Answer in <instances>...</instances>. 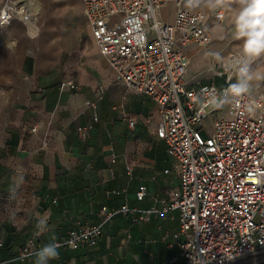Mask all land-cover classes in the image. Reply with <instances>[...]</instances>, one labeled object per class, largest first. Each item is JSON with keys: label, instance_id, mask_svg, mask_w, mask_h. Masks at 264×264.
<instances>
[{"label": "built area", "instance_id": "2783aa9c", "mask_svg": "<svg viewBox=\"0 0 264 264\" xmlns=\"http://www.w3.org/2000/svg\"><path fill=\"white\" fill-rule=\"evenodd\" d=\"M29 0H6L0 11V30L13 21L26 23ZM99 55L115 75V82L128 92L148 96L156 106L157 137L167 146L178 185L163 196L151 194L147 186L136 192L147 209L123 206L112 210L100 225L74 228L61 247L95 246L103 236L104 224L119 214L148 222L153 217H177L180 230L175 235L183 264H240L249 258L264 263V91L216 107L222 99L230 73L224 62L213 70L219 83L192 85L187 79L190 60L178 44H197L207 49L213 43L211 25L203 11L185 7V0H79ZM174 3L171 23L162 10ZM222 22L225 13L215 14ZM234 82V81H233ZM75 86L74 83L62 84ZM105 84L96 87V98L88 103L93 122L83 128L88 139L100 121L98 104L105 99ZM254 101V114L246 106ZM214 118L213 133L204 122ZM135 121L130 126L135 127ZM114 160L117 155L112 149ZM133 178L135 164L127 163ZM107 192L108 198L119 195ZM127 191L124 192L126 197ZM33 243L18 257L25 261L37 251Z\"/></svg>", "mask_w": 264, "mask_h": 264}, {"label": "crops", "instance_id": "0c3cea01", "mask_svg": "<svg viewBox=\"0 0 264 264\" xmlns=\"http://www.w3.org/2000/svg\"><path fill=\"white\" fill-rule=\"evenodd\" d=\"M5 1L0 0V11ZM77 1L85 17L82 4ZM175 11L174 3L169 4L162 10V18L173 22ZM205 14L214 42V35L221 30L220 22L215 15L211 18ZM0 33L3 46L15 50L17 42ZM178 45L190 60L187 79L192 85L219 83L206 82L205 77L198 78L199 74L195 76L190 70L194 56H203L205 49L197 44ZM206 58L214 71L216 58L211 55ZM201 60L200 56L197 67L201 66ZM107 68L112 71L108 65ZM86 72L87 75H79L76 86L64 88L62 84L75 81L69 78L58 82L56 71L41 75L44 86L39 109L48 119L45 128L48 126L50 139L36 136L38 148L31 151L30 160L25 151L6 157L0 153V170L6 176L0 182V195L5 197L0 203V264H34L35 256L25 261L18 259L28 244L33 243L39 250L45 244L64 240L74 228L100 225L112 210L123 206L126 198L132 207L149 208L150 197L141 203L136 200L141 186H147L151 194L163 196L166 190L178 185L174 174L165 173L171 162L165 142L157 137L155 103L148 96L128 92L124 85L115 83L113 72L107 76L100 74L99 69L97 74ZM99 84L107 88L105 99L98 104L100 121L94 124L91 136L84 139L83 128L93 122V110L87 105L95 100ZM131 120L136 123L134 128L130 126ZM112 149L117 155L115 160ZM24 160L30 161L32 169L17 171L14 193L12 169L15 165L18 169L25 168ZM128 162L135 164L133 178L127 173ZM27 174L29 181L25 178ZM109 191L120 194L108 198ZM40 219L47 220V231L38 233L36 224ZM179 230L177 217L135 222L134 217L119 214L104 224L97 245L60 247L59 257L49 264H183L179 239L175 237ZM240 264L264 263L249 258Z\"/></svg>", "mask_w": 264, "mask_h": 264}, {"label": "rangeland", "instance_id": "374dc122", "mask_svg": "<svg viewBox=\"0 0 264 264\" xmlns=\"http://www.w3.org/2000/svg\"><path fill=\"white\" fill-rule=\"evenodd\" d=\"M38 1L42 8L34 31H30L21 21H15L8 29L0 30L9 41L17 42V47L12 50L3 46L0 41V153L3 157L16 156L25 151L30 160L31 151L38 148L36 136H41L42 140L50 139L46 129L48 126L45 128L48 119L39 109L43 102L41 93L44 86L41 83V75L56 71L58 82L72 78L76 86L79 75H87L88 70L97 74L99 69L103 76L112 74L106 62L98 55L77 0ZM185 7L208 13L211 18L220 11L225 13V19L219 24L221 30L214 35L215 40L210 49L203 50V56L199 54L202 57L201 66L197 67V61L200 59L198 55L199 57L194 56V63L192 62L190 67L195 76L199 74L198 78L205 77L206 82L217 81L206 53L219 52L224 58L216 59L217 69L219 64L228 63L232 57L239 54L242 41L235 38L234 29V18L239 7L237 0H224V4L215 9L209 8L203 2L198 7H192L188 0H185ZM30 32L36 33L35 37L30 36ZM65 42L69 46H66ZM193 53L194 51L190 55ZM253 67L264 69V55L255 59ZM256 89L264 91V84L253 90ZM229 106L230 101L225 113L228 112ZM213 122V117L204 122L210 134L213 133ZM41 145L45 147L43 141ZM29 160H24L25 168L18 169L15 165L12 169L10 179L13 181L14 193L17 171L32 169ZM25 178L27 181L30 179L28 174ZM5 180L6 176L0 170V182ZM25 195L28 196L29 193ZM4 198L0 195V203Z\"/></svg>", "mask_w": 264, "mask_h": 264}, {"label": "clouds", "instance_id": "9594fccd", "mask_svg": "<svg viewBox=\"0 0 264 264\" xmlns=\"http://www.w3.org/2000/svg\"><path fill=\"white\" fill-rule=\"evenodd\" d=\"M202 2L212 9L224 4V0H188L192 7H198ZM237 3L239 7L234 18V29L235 38L242 41L241 50L226 65L230 73L234 72V76H227L230 83L223 89V98H214L218 108L223 107L229 97L238 99L251 95L254 88L264 84V69L253 67L255 59L264 55V0H237ZM29 35L35 37L36 33L30 32ZM206 55L214 56L217 60L224 59L219 52ZM258 107L252 101L246 106V111L254 114ZM36 228L38 233L47 231V220L37 221ZM60 247L56 242L43 245L34 253V264H49L50 260L57 259Z\"/></svg>", "mask_w": 264, "mask_h": 264}, {"label": "bare ground", "instance_id": "6f19581e", "mask_svg": "<svg viewBox=\"0 0 264 264\" xmlns=\"http://www.w3.org/2000/svg\"><path fill=\"white\" fill-rule=\"evenodd\" d=\"M28 4L30 6L31 13L25 24L29 27L30 31H34L36 28V22L38 21V16L41 15L42 5L38 0H29ZM0 41L2 44H4L3 39H0Z\"/></svg>", "mask_w": 264, "mask_h": 264}]
</instances>
